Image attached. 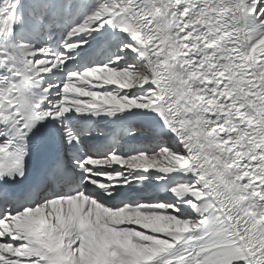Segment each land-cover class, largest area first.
<instances>
[{
    "label": "snow or ice",
    "instance_id": "obj_1",
    "mask_svg": "<svg viewBox=\"0 0 264 264\" xmlns=\"http://www.w3.org/2000/svg\"><path fill=\"white\" fill-rule=\"evenodd\" d=\"M0 264H264V0H0Z\"/></svg>",
    "mask_w": 264,
    "mask_h": 264
}]
</instances>
